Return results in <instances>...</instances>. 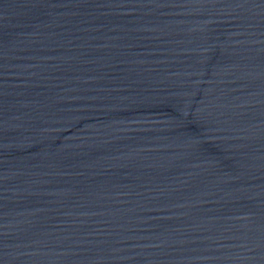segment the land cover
<instances>
[{
    "label": "water",
    "instance_id": "water-1",
    "mask_svg": "<svg viewBox=\"0 0 264 264\" xmlns=\"http://www.w3.org/2000/svg\"><path fill=\"white\" fill-rule=\"evenodd\" d=\"M0 264H264V0H0Z\"/></svg>",
    "mask_w": 264,
    "mask_h": 264
}]
</instances>
